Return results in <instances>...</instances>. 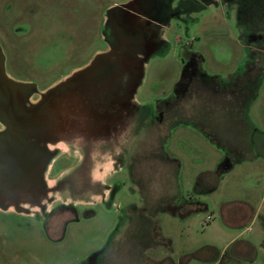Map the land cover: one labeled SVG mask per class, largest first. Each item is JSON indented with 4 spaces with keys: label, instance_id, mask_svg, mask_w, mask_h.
<instances>
[{
    "label": "rangeland",
    "instance_id": "374dc122",
    "mask_svg": "<svg viewBox=\"0 0 264 264\" xmlns=\"http://www.w3.org/2000/svg\"><path fill=\"white\" fill-rule=\"evenodd\" d=\"M110 28L117 62L30 132L36 194H0V264H264V0H0L30 105L112 52Z\"/></svg>",
    "mask_w": 264,
    "mask_h": 264
},
{
    "label": "water",
    "instance_id": "95a60500",
    "mask_svg": "<svg viewBox=\"0 0 264 264\" xmlns=\"http://www.w3.org/2000/svg\"><path fill=\"white\" fill-rule=\"evenodd\" d=\"M121 52L122 49H120V47H117L112 52L96 55L88 65L79 69L72 75L68 76L67 79H65L64 81H60L56 85L48 88L43 94L42 100L39 101L29 110V113L31 114V116H29L28 118L29 135L30 132H32L34 129L36 132L38 130V127H40V133L38 132L37 133L40 134V137L43 140L48 138L49 135L51 136V134H53L52 130H50L51 124L53 125V122L59 123V121H61L62 119L61 116H59L58 119L57 117H55L57 111L54 112V118L56 120L54 121L52 119L51 116L53 113L52 110L56 109L55 106L57 107L58 111L60 110L61 107H63L62 102L63 103L67 102L68 99L66 97V94H68L70 90L77 89L79 87H88L91 84H93L96 77L103 73L104 67L106 66L108 67L111 64H115L117 62L118 56L120 55ZM30 87L31 86L27 84L14 82L13 80H11L6 76L3 65V57L1 56V51H0V90L9 91L11 93L17 92L20 94H24L28 92ZM122 101L123 100H121V102ZM3 134L4 136L0 135V143H2L6 147L5 148L6 150L5 149L4 150L7 151L6 159L8 162L7 164L9 165L11 162L14 163L16 160H20L23 157V155L20 154L21 150H19L23 132L17 128L15 130H12L10 133H3ZM44 154L45 153L43 152V150L40 149L39 157L36 156L37 159L34 160V164H38L37 161H41L42 159H44L45 157ZM4 158H5L4 155L0 156V163L2 164L4 163ZM19 171L17 172L15 171L16 173L12 174V176L14 177ZM31 173H33V171H31ZM30 175L28 177H25V180L28 179L27 187L29 190L31 188L30 185H32L31 183L35 182V178H31V179L29 178ZM15 210L18 211L19 209L16 208Z\"/></svg>",
    "mask_w": 264,
    "mask_h": 264
},
{
    "label": "flooded vegetation",
    "instance_id": "af4514ba",
    "mask_svg": "<svg viewBox=\"0 0 264 264\" xmlns=\"http://www.w3.org/2000/svg\"><path fill=\"white\" fill-rule=\"evenodd\" d=\"M157 10L154 11L156 14L155 16H159L161 19H163L164 15L166 14H157ZM167 12V11H166ZM160 21V20H159ZM106 35V42L107 44L114 49L121 46L120 38L117 35V31L110 28L108 29V32ZM1 56L3 57V65L5 74L8 78L13 80L17 83L27 84L31 87L29 88L27 93L20 94L17 92H9V91H1L0 90V135L4 136L3 133H10L12 130L20 129L23 132V135L21 137V144L19 150H21L20 154L23 155V157L20 160H16L14 163L7 164V151H5L6 147L0 143V156L4 155V163H0V178H10L12 177L13 180L15 179H24L25 177H28L31 174V171L33 170L34 160H36V156L39 157L40 149L39 146L40 143L37 144V141L29 140V122L28 118L31 116L29 113V110L36 105L39 101L36 100V102L33 105L29 104V101L32 99L34 93L37 91V86L35 81H33L31 78H26V68L21 66L17 59H12V55L5 54V52L2 50L0 46ZM106 51V50H104ZM99 51V52H104ZM7 61H9L7 63ZM90 63L87 62L81 67L77 69H81L88 65ZM53 84V83H52ZM53 86V85H52ZM50 87V86H49ZM47 89V88H46ZM44 91V90H43ZM123 100V99H121ZM120 101V100H119ZM6 135V134H5ZM6 137V136H5ZM36 142V143H35ZM5 149V150H4ZM20 170V171H19ZM17 171H19L14 177L12 174H15ZM30 178V177H29ZM2 182V181H1ZM0 182V183H1ZM2 184H0V187ZM18 212H20L18 210Z\"/></svg>",
    "mask_w": 264,
    "mask_h": 264
},
{
    "label": "trees",
    "instance_id": "16d2710c",
    "mask_svg": "<svg viewBox=\"0 0 264 264\" xmlns=\"http://www.w3.org/2000/svg\"><path fill=\"white\" fill-rule=\"evenodd\" d=\"M161 241H163V239L159 238V241L157 242L160 243ZM242 247H245L247 250H250L252 248L251 245H249L247 242H244V245ZM242 249H243L242 251L239 250V253L241 252L243 253V251H247L244 248ZM194 257H197L196 253L190 256V258L185 257L184 259L180 261V263H185L189 259L194 258ZM122 258L123 260H121ZM122 258H120L119 256L118 260L119 262L124 261L123 264H143V263L145 264H174V261L170 257L169 258L167 257L160 262H156V261L153 262V261H150L144 254H141V253L135 254L133 250H132V253H130V255L126 252H123ZM212 264H243V260L235 253L231 254L228 251H225L220 257L214 258Z\"/></svg>",
    "mask_w": 264,
    "mask_h": 264
},
{
    "label": "crops",
    "instance_id": "0c3cea01",
    "mask_svg": "<svg viewBox=\"0 0 264 264\" xmlns=\"http://www.w3.org/2000/svg\"><path fill=\"white\" fill-rule=\"evenodd\" d=\"M57 83V82H55ZM55 83H53L52 85H55ZM51 85V86H52ZM112 98H114V95L112 96ZM54 106V105H53ZM52 106V108H53ZM56 109L52 110V119L55 121L56 119L54 118V112L57 111V113H60L58 110H57V107L55 106ZM46 114V113H45ZM56 114V113H55ZM56 117V116H55ZM46 123V122H45ZM36 130H37V127H36ZM38 133H40V127H38V130L36 131ZM40 135V134H39ZM28 180V179H27ZM27 180L24 179H15L13 180L12 177L10 178H4V177H1L0 178V184H2V186L0 187V194H3L5 192H7L10 196L13 195V196H17L19 195L20 197L26 195V196H31V195H34L36 194V188L35 186L33 185H30V190L28 189L27 187ZM30 183V182H29ZM29 191V192H28ZM249 245H251L249 242H247Z\"/></svg>",
    "mask_w": 264,
    "mask_h": 264
},
{
    "label": "bare ground",
    "instance_id": "6f19581e",
    "mask_svg": "<svg viewBox=\"0 0 264 264\" xmlns=\"http://www.w3.org/2000/svg\"><path fill=\"white\" fill-rule=\"evenodd\" d=\"M55 103V102H54Z\"/></svg>",
    "mask_w": 264,
    "mask_h": 264
}]
</instances>
